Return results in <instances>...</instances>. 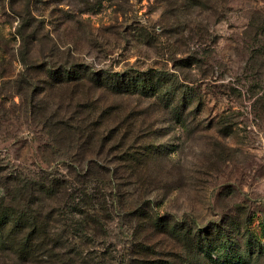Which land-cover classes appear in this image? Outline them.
<instances>
[{"label": "rangeland", "instance_id": "374dc122", "mask_svg": "<svg viewBox=\"0 0 264 264\" xmlns=\"http://www.w3.org/2000/svg\"><path fill=\"white\" fill-rule=\"evenodd\" d=\"M82 68L159 71L192 98L173 118L162 96L64 78ZM260 90L264 0H0V171L68 182L37 206L68 207L50 218L86 264H208L201 237L264 264Z\"/></svg>", "mask_w": 264, "mask_h": 264}, {"label": "trees", "instance_id": "16d2710c", "mask_svg": "<svg viewBox=\"0 0 264 264\" xmlns=\"http://www.w3.org/2000/svg\"><path fill=\"white\" fill-rule=\"evenodd\" d=\"M50 74L53 80L59 79V76L63 75L60 72ZM75 76L81 77L80 80L87 79L96 84L102 83L103 87L115 92L116 95L132 93L144 97L162 96L163 104L171 112L173 118L177 119L181 118L182 109L192 98L185 95L180 101L177 98L179 90L175 89L177 87L182 89V87L177 86L179 85L178 82L155 70L139 74H130L129 72L112 74L82 68L76 72L67 70L64 74V78L69 80ZM260 93L261 90L249 98L250 101L253 100L251 110L255 113L256 118L264 117V92L259 95ZM102 137L105 138L104 134ZM69 188L68 182L59 180L54 175L52 178H44L43 176L30 178V176L20 172H13L8 176L0 171L1 264H86L81 262L77 247L82 238L81 234L72 232L68 228L69 225L60 231V225L66 220L55 222L54 219L50 218L56 215L60 216L61 219H66L68 217L66 208L68 207L65 209L62 206L52 207L49 210L50 215L42 217L40 211L44 212V210L37 206L45 198H51V196L54 197L58 194L59 189L67 191ZM70 202L73 203V196L68 203L69 207L71 206ZM69 212L70 215H74L72 211ZM186 235L187 231L185 232ZM202 240L201 237L197 249L204 258H208L209 263L232 264V262L224 259L223 255L216 257L215 251L218 249L214 250L210 246L207 247L208 244H202ZM128 264H143V262H135V259H130Z\"/></svg>", "mask_w": 264, "mask_h": 264}]
</instances>
